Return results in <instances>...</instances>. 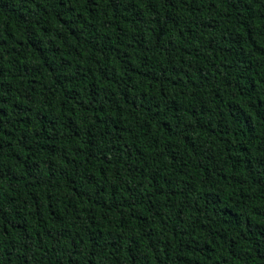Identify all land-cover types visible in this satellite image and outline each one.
<instances>
[{
	"label": "trees",
	"instance_id": "16d2710c",
	"mask_svg": "<svg viewBox=\"0 0 264 264\" xmlns=\"http://www.w3.org/2000/svg\"><path fill=\"white\" fill-rule=\"evenodd\" d=\"M0 264H264V0H0Z\"/></svg>",
	"mask_w": 264,
	"mask_h": 264
}]
</instances>
